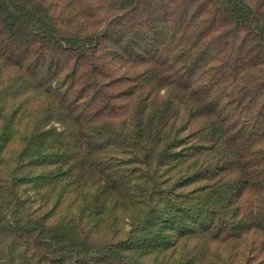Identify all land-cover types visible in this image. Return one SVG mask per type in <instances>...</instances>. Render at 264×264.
<instances>
[{
  "label": "trees",
  "instance_id": "trees-1",
  "mask_svg": "<svg viewBox=\"0 0 264 264\" xmlns=\"http://www.w3.org/2000/svg\"><path fill=\"white\" fill-rule=\"evenodd\" d=\"M0 264H264V0H0Z\"/></svg>",
  "mask_w": 264,
  "mask_h": 264
}]
</instances>
